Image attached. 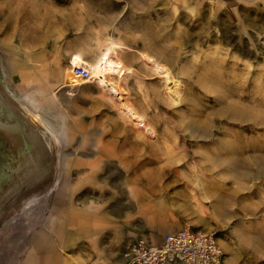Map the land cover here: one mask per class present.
Returning <instances> with one entry per match:
<instances>
[{"label": "rangeland", "instance_id": "374dc122", "mask_svg": "<svg viewBox=\"0 0 264 264\" xmlns=\"http://www.w3.org/2000/svg\"><path fill=\"white\" fill-rule=\"evenodd\" d=\"M109 46L125 68L112 80L137 121L95 79L67 85L72 55L96 64ZM143 52L170 67L173 101L162 98L158 75L140 60ZM221 100L261 107L264 119L260 8L215 0H0V264H13L30 230L45 223L54 192L71 181L65 166L88 145L80 135L99 131L127 144L101 163L107 181H155L131 196L113 189L114 197L128 198L132 216L215 231L225 264H264V128L218 116ZM188 120L208 136L191 139ZM245 146L249 152L239 151ZM196 148L207 155L193 153ZM193 155L225 163L198 168ZM232 161L242 168L227 167Z\"/></svg>", "mask_w": 264, "mask_h": 264}, {"label": "crops", "instance_id": "0c3cea01", "mask_svg": "<svg viewBox=\"0 0 264 264\" xmlns=\"http://www.w3.org/2000/svg\"><path fill=\"white\" fill-rule=\"evenodd\" d=\"M215 1L227 8L264 10V0ZM117 140L104 131L80 135V141L88 145L80 153L81 159L65 166L71 181L61 182L63 186L54 192V206L48 218L43 225L30 230L27 243L13 264H127L122 257L127 242L138 237L160 241L166 233L177 229L169 220L150 222L146 217L132 216L128 198L113 196L117 186L126 189L127 196L132 195L133 189L155 187V181L147 177L134 180L139 185L132 179L125 184L106 180L101 163L106 157L123 154L127 145L115 143ZM70 151L76 153V149ZM106 189L110 197L109 193L104 196Z\"/></svg>", "mask_w": 264, "mask_h": 264}, {"label": "bare ground", "instance_id": "6f19581e", "mask_svg": "<svg viewBox=\"0 0 264 264\" xmlns=\"http://www.w3.org/2000/svg\"><path fill=\"white\" fill-rule=\"evenodd\" d=\"M116 55H117V52L115 51V48L113 46H109L106 49V51L103 53V56L101 57V59L96 64H88V62L85 61L84 58L81 57L80 55H77V54L72 55L70 57V63L72 66V68H71L72 70L67 69V72H69V73L71 72V78L72 79H71V82H69L67 85H71V86L77 85V84H79V82H81V79L78 78L74 74L73 67L78 66V65H84L85 67H87L89 70H91L93 72V74L95 75V80H96L98 86H100L101 89H103L112 99L121 103L122 108H123L122 112H124V114L127 116V118H130L131 120L137 121L139 116H138L135 108L132 105H130L129 103H125L122 100V98H121L122 93L120 94L119 89L115 86V84L112 80V76L116 72H119L121 70H123V72H124V70H125V68L122 67L121 61L120 60L117 61L115 59ZM168 55L169 56L171 55L170 52ZM140 60L143 64V66H145L153 74L158 75L159 80H160L159 92L162 93V95H163L162 98L165 97L167 99V101H173L176 97L175 86L177 83H176V78L173 75L170 67L167 66L166 64L162 63V62H159V60H157L155 57H153V55H150L149 53H145V52L140 54ZM164 61H165V59H164ZM127 69H129V67ZM260 103H261L260 101L256 102V104H259V105H260ZM251 106H253L254 112L250 110L251 108H248ZM217 115L218 116H224L231 121L242 122V123H246V124L247 123L252 124L251 126L256 127L257 132L260 131V129L264 128V119L262 117L261 107H258L255 105H246V107H239L236 104H233L231 102H225V101L221 100L220 113ZM49 125L46 123V128L50 130ZM185 126H187V129L190 130V132H191L190 136H191V139H193V140L197 139L198 137L206 138L208 136L205 133L207 131V129H204L203 127H201L199 124H197L193 120H188L185 123ZM58 130L59 129H56L57 132H58ZM185 139L182 142V144H184V145H186V143L189 142V141H186ZM166 143H167V141L165 142V144ZM174 144H175V142H174ZM254 145L255 146L254 147L252 146V147H253V150L255 152V161L257 163H260V161L262 160L261 158H263L262 157L263 155L259 154L260 153V145L256 144V143ZM198 147H200V146H198ZM190 148H192V147H190ZM249 149H251V148H249V146H245L244 148H240L239 151H248L249 152ZM192 150H193L192 151L193 153L201 154V155H207L206 153L203 154V151L200 148H196V149H192ZM236 150H237L236 147L230 148L231 152L236 151ZM168 152H169L168 148L167 149L165 148V150L163 151V153H165V155H167ZM200 162L203 165H201ZM238 162L239 161L226 162L227 163L226 166L227 167H240L241 165H239V164L241 162H239V163ZM192 163H193L194 167L197 166L199 168V167L204 166L206 169H210L212 167H217L218 165H223L225 163V161L220 160V162L215 161L214 163H212V162L207 163V162L202 161L201 158H198L195 155H193ZM263 163H264V161H263ZM241 168H242V166H241ZM259 168H262V167H259ZM158 179H160V177H158ZM225 213L229 214L230 212H229V210L225 209ZM219 240H221V239H219ZM221 243L223 244L222 241H221Z\"/></svg>", "mask_w": 264, "mask_h": 264}, {"label": "built area", "instance_id": "2783aa9c", "mask_svg": "<svg viewBox=\"0 0 264 264\" xmlns=\"http://www.w3.org/2000/svg\"><path fill=\"white\" fill-rule=\"evenodd\" d=\"M82 81L95 75L84 65L73 67ZM71 92V90H69ZM127 264H225V253L215 231H202L189 224L166 233L160 241L138 237L122 250Z\"/></svg>", "mask_w": 264, "mask_h": 264}]
</instances>
